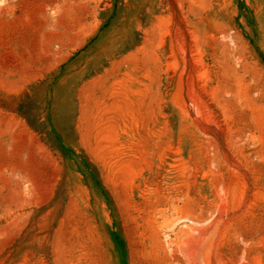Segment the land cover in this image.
I'll return each instance as SVG.
<instances>
[{
	"label": "rangeland",
	"instance_id": "1",
	"mask_svg": "<svg viewBox=\"0 0 264 264\" xmlns=\"http://www.w3.org/2000/svg\"><path fill=\"white\" fill-rule=\"evenodd\" d=\"M0 264H264V0H0Z\"/></svg>",
	"mask_w": 264,
	"mask_h": 264
}]
</instances>
